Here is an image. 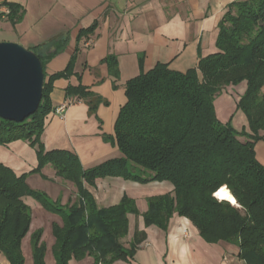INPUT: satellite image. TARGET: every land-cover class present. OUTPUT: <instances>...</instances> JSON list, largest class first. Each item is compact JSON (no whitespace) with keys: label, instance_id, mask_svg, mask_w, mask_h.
Instances as JSON below:
<instances>
[{"label":"trees","instance_id":"16d2710c","mask_svg":"<svg viewBox=\"0 0 264 264\" xmlns=\"http://www.w3.org/2000/svg\"><path fill=\"white\" fill-rule=\"evenodd\" d=\"M4 4L12 23L21 20L24 9ZM216 51L199 57L197 65L184 72L157 63L148 71L126 81V102L120 107L113 134L105 140L114 143L121 156L84 169L78 157L64 149L46 151L40 140L44 119L52 111L53 81L72 73L74 56L66 67L45 79V64L58 51L41 55L44 83L34 113L16 123L0 117V145L22 140L34 148L39 173L50 164L55 174L76 188L71 205L62 207L44 192L26 182L29 173L16 175L0 162V253L8 264H24L22 239L31 222L30 196L44 208L60 212L63 224L52 225L55 264L88 254L93 264H111L132 258L143 232H135L129 246L121 239L128 232V214L138 213L134 199L124 195L109 207H98L84 182L120 176L147 183L167 181L171 193L147 198L142 214L146 225L167 227L174 213L188 218L200 236L209 243L225 241L238 247L237 256L246 264H264V165L255 157L254 144L264 130V0H237L228 5L217 25ZM94 25L80 30L87 36ZM103 62L108 74L118 78L117 58L108 54ZM246 82L236 108L246 117L248 131L221 123L214 100L226 86ZM66 94L82 99L89 113L106 102L100 95L79 84L66 88ZM240 136L245 137L241 139ZM226 186L235 198L233 205L214 193ZM41 230L30 235L32 264H45Z\"/></svg>","mask_w":264,"mask_h":264},{"label":"crops","instance_id":"0c3cea01","mask_svg":"<svg viewBox=\"0 0 264 264\" xmlns=\"http://www.w3.org/2000/svg\"><path fill=\"white\" fill-rule=\"evenodd\" d=\"M234 1L237 0H0V41L21 43L41 55L58 51L45 64V79L63 70L74 56L72 73L53 81V109L44 119L40 136L44 149L70 151L84 169L121 156L117 146L105 140L103 134H113L118 111L126 102V81L157 63L180 72L195 67L200 56L216 51L218 22ZM4 2L22 6L24 14L20 21L12 23L8 19ZM91 25L92 33L80 34L81 29ZM108 54L117 58L118 78L108 74L103 62ZM79 84L109 101L107 121L104 113L93 117L82 99L66 94L67 87ZM245 89V81L226 86L214 100L217 119L221 123L231 122L237 131H248L245 115L236 108ZM67 101L73 102L63 113H57L56 107ZM259 135L262 138L255 142L254 152L264 165V130ZM0 162L21 175L36 167L37 156L25 141L15 140L0 145ZM51 168L46 166L37 177L41 186L29 185V177L35 174L28 175L26 182L66 208L75 200L76 188L71 181L57 177ZM84 185L98 207L114 205L124 195L135 201L138 213L128 214V232L121 243L127 248L135 232H143L144 239L132 258L117 259L111 264H246L237 256L236 245L206 242L191 221L177 213L165 229L144 223L142 214L147 209V198L172 192L173 186L167 181L140 183L120 176H104L96 178L94 185ZM26 200L24 197L32 208L29 206L31 222L21 243L24 264H32L30 235L36 230H41L40 241L45 245L44 263L55 264L52 225L63 224L62 214L44 208L38 201ZM93 262V257L86 254L81 259L70 258L67 264ZM0 264H8L1 253Z\"/></svg>","mask_w":264,"mask_h":264},{"label":"water","instance_id":"95a60500","mask_svg":"<svg viewBox=\"0 0 264 264\" xmlns=\"http://www.w3.org/2000/svg\"><path fill=\"white\" fill-rule=\"evenodd\" d=\"M40 58L24 45L0 41V117L19 123L34 113L42 96Z\"/></svg>","mask_w":264,"mask_h":264},{"label":"rangeland","instance_id":"374dc122","mask_svg":"<svg viewBox=\"0 0 264 264\" xmlns=\"http://www.w3.org/2000/svg\"><path fill=\"white\" fill-rule=\"evenodd\" d=\"M31 50V49H30ZM106 101V100H105ZM100 107H102L101 109L102 110H100L99 108ZM110 109H111V105H110V103H109V101H106L105 103L104 102H102V103H100L98 106H97V108H96V111H95V113H90L91 115H93V117H95L96 116V114L97 113H100V112H102V113H104V115L106 116V117H104L105 118V120L107 121V116H108V112L110 111ZM238 113H240V110H239V112ZM234 119H237V117H235ZM230 125L232 126V124H231V122H230ZM26 142V141H25ZM27 144H28V142H26ZM29 145V144H28ZM30 146V145H29ZM31 147V146H30ZM31 148H33V147H31ZM34 149V148H33ZM51 166L50 164H47V165H45L42 169H41V171L39 172V173H36V172H32V173H30V172H28L29 174L28 175H31V174H35L34 176H35V178H34V176H31V177H29L30 179H32V180H30V186L31 185H34V186H41V185H39V183H40V181H39V179L40 178H37L38 176H39V174L40 175H42L41 173H42V170L46 167V166ZM52 167V166H51ZM51 169H53V167L51 168ZM48 172V171H47ZM56 175V174H55ZM57 177H59V178H61V179H63L62 177H60V176H58V175H56ZM50 184V183H49ZM32 187V186H31ZM41 191V190H40ZM25 199H27L26 201H36L34 198H32V197H30V196H26L25 197ZM37 202V201H36ZM31 208H32V205H29Z\"/></svg>","mask_w":264,"mask_h":264},{"label":"bare ground","instance_id":"6f19581e","mask_svg":"<svg viewBox=\"0 0 264 264\" xmlns=\"http://www.w3.org/2000/svg\"><path fill=\"white\" fill-rule=\"evenodd\" d=\"M214 196L216 198H218L219 200H225L228 201L229 203L233 204V205H237L235 198L233 197V195L230 193V191L227 189L226 186H222L220 187L215 193ZM230 197V198H228Z\"/></svg>","mask_w":264,"mask_h":264},{"label":"built area","instance_id":"2783aa9c","mask_svg":"<svg viewBox=\"0 0 264 264\" xmlns=\"http://www.w3.org/2000/svg\"><path fill=\"white\" fill-rule=\"evenodd\" d=\"M8 8L6 10H4V12L7 14L8 13ZM76 99H74L73 101H75ZM73 101H67V102H64L62 104H60L58 107H56L55 111L59 114L63 113V111L65 110L66 106L73 102Z\"/></svg>","mask_w":264,"mask_h":264},{"label":"snow or ice","instance_id":"6c2138e0","mask_svg":"<svg viewBox=\"0 0 264 264\" xmlns=\"http://www.w3.org/2000/svg\"><path fill=\"white\" fill-rule=\"evenodd\" d=\"M228 198H230V197H228Z\"/></svg>","mask_w":264,"mask_h":264}]
</instances>
